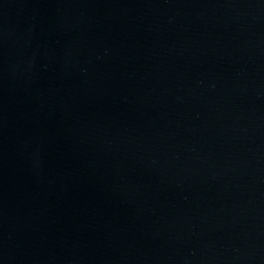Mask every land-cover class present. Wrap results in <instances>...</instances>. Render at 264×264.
<instances>
[{
	"label": "water",
	"instance_id": "water-1",
	"mask_svg": "<svg viewBox=\"0 0 264 264\" xmlns=\"http://www.w3.org/2000/svg\"><path fill=\"white\" fill-rule=\"evenodd\" d=\"M0 264H264V0H0Z\"/></svg>",
	"mask_w": 264,
	"mask_h": 264
}]
</instances>
